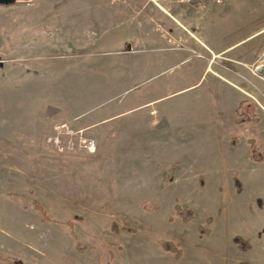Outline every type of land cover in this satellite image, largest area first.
Masks as SVG:
<instances>
[{
	"label": "rangeland",
	"instance_id": "obj_1",
	"mask_svg": "<svg viewBox=\"0 0 264 264\" xmlns=\"http://www.w3.org/2000/svg\"><path fill=\"white\" fill-rule=\"evenodd\" d=\"M141 3H0V264H236L244 255L233 236L250 238L256 250L263 243L264 162L252 161L247 142L264 151V74L256 69L264 0L206 5L219 14L212 43L230 49L173 45L133 56L122 52L126 42L145 31L118 22ZM158 57L166 61L153 67ZM240 102L250 118L237 122ZM219 103L220 113L203 111ZM99 118L113 138L98 141L85 126ZM203 119L220 124V134L193 143L174 136L178 125L190 130ZM58 122L84 129L96 152L57 151L46 137ZM172 125L173 142L148 138L169 141ZM176 204L193 219L183 222Z\"/></svg>",
	"mask_w": 264,
	"mask_h": 264
},
{
	"label": "crops",
	"instance_id": "obj_2",
	"mask_svg": "<svg viewBox=\"0 0 264 264\" xmlns=\"http://www.w3.org/2000/svg\"><path fill=\"white\" fill-rule=\"evenodd\" d=\"M122 1H131V0H122ZM145 1L146 3H141L140 4L141 7L138 8L137 10H133V9L131 10L132 14L130 16V19L129 18L124 19L118 22V24H123L129 27L137 25L138 28H142L145 31V34L141 36L143 37L141 41H137V40L127 41L125 45L126 50L122 52H125L127 54H132L133 56H135L136 54L142 53L143 50L152 49L154 51L158 50V52H161L164 50L168 51V49H171V46L173 45H177V46L182 45L181 48H183V47H187L188 45H193V44H196V45L200 44L206 47L209 51L219 52L225 49L226 50L230 49L231 46L233 45V44H228V45H225L224 48L220 49L219 45L214 46V44L212 43L213 39L210 36L211 32H209L210 30L209 27L213 26L215 20L217 21L219 19V14L212 12L213 9L207 8V6L199 7V8L185 6V5L178 4L174 2L173 0H145ZM209 3L210 2H208L207 4ZM124 5H128V3H125ZM116 10L117 11L115 12H117V14L118 12H121V10L119 9H116ZM122 11H124V9H122ZM146 39L147 41H145ZM161 55H164V54H161ZM184 60H186V55H181L180 61H184ZM164 61H166L165 57H158L156 60H152L149 62L154 67L157 64L158 66H160ZM203 63L205 67L204 70L208 69V73L210 72L213 75L214 73L212 72V67L210 66L209 62L204 61ZM150 72L152 71H149L147 73H150ZM149 75L153 76L154 74H149ZM213 76L219 81H221L222 83H224L225 86H227L225 81H223L222 79L218 78L215 75ZM144 78L143 76L140 77V79H144ZM229 95L231 96L233 95V97L237 96L235 95V92L233 91H230ZM239 101H241V97L239 98ZM222 102H225V101L222 100ZM221 106L222 104L219 103L217 108L216 106L215 107L213 106L212 108L207 107L203 111L206 112V111L212 110L216 112V109H217V111H219L218 113H220ZM257 118H258V115H257ZM104 119L105 118L92 119V120H88L84 122L85 126L87 128H90L91 131H93V134L97 136L98 141L100 140V137L102 138V141H106L108 139L113 138L112 128L110 129L109 127L108 128L103 127L99 123V121H103ZM203 121L204 122L201 126L199 125L190 126V130L188 129V123H186L187 125L185 124L178 125L179 129L177 130L174 136L179 137L177 140L181 143H193L192 140L202 141V139L206 136H209V137L211 135L218 136L220 134L221 132V128L219 126L220 124L218 125L215 123H211L207 119H203ZM237 124L238 126H240L239 124H242V123H236V125L234 124V126H237ZM173 126L177 128L176 125H172L171 128L168 130V134L170 137L169 141L154 140L156 136L151 135V134L149 136L148 134L145 136L135 135L134 138L138 141L147 140L149 138L153 140L152 143H163V142L171 143L173 142V140H171V137L173 136L171 129ZM147 136L148 138H146ZM105 137L106 139L104 140ZM247 143L249 144V142ZM249 151H250V144H249ZM250 157H251V154H250ZM252 161L255 163L264 162V160L255 161L253 159ZM233 177H237V176H233ZM233 185H234V178H233ZM208 217H212V216H208ZM205 222H206V219H205ZM212 222H213V217H212ZM212 222L210 223V225L212 224ZM235 237H240L249 244L248 249L241 250L238 247V245L234 242L237 247V250L244 255V257L240 256L241 260L237 258L236 264H239V263L264 264V237H263V243L261 242L259 243V250L255 249V244L253 243V240H251L250 238H245L240 235H235L232 238L233 241Z\"/></svg>",
	"mask_w": 264,
	"mask_h": 264
},
{
	"label": "built area",
	"instance_id": "obj_3",
	"mask_svg": "<svg viewBox=\"0 0 264 264\" xmlns=\"http://www.w3.org/2000/svg\"><path fill=\"white\" fill-rule=\"evenodd\" d=\"M178 4L190 7H205L210 1L212 4H218L221 0H173ZM50 143L59 152L72 151L78 147L86 150L88 153L96 152V142L92 137L84 135V129H74L67 123L58 122L53 125L52 133L46 137Z\"/></svg>",
	"mask_w": 264,
	"mask_h": 264
},
{
	"label": "trees",
	"instance_id": "obj_4",
	"mask_svg": "<svg viewBox=\"0 0 264 264\" xmlns=\"http://www.w3.org/2000/svg\"><path fill=\"white\" fill-rule=\"evenodd\" d=\"M242 104H243V102H240L238 105V108H237L238 114H241V116L238 117L237 122H240V121H243V120L250 118V117L246 118L245 114H243L244 108L242 109ZM248 142L250 144V154H251L252 159L255 161L264 160V153L259 151L258 147L256 146L254 139L249 138ZM234 186H235L236 192L240 193L242 190V183L238 179V177H234ZM37 207L39 208L40 206L37 204ZM175 211L180 216V218L182 219L183 222H189L190 220L193 219V216H194L193 211L191 208H189L187 206H182V205L176 204L175 205ZM211 222H212V217H207L206 223L210 224ZM199 231L203 232L206 230H204L203 226H200ZM234 242L238 245V247L241 250H246L249 248V244L240 237H235ZM162 248L166 251L174 252L176 255H179L181 252L179 247L177 246V244L170 242V241H164L162 243ZM3 258H4L3 255L0 254V260H2ZM10 263L11 264H25L23 261H21L17 258H12L10 260ZM239 264H242V263H239Z\"/></svg>",
	"mask_w": 264,
	"mask_h": 264
},
{
	"label": "water",
	"instance_id": "obj_5",
	"mask_svg": "<svg viewBox=\"0 0 264 264\" xmlns=\"http://www.w3.org/2000/svg\"><path fill=\"white\" fill-rule=\"evenodd\" d=\"M14 2H15V0H0V3H5V4H11V3H14ZM261 68L262 69L259 70V72H257V73L264 74V66L261 67Z\"/></svg>",
	"mask_w": 264,
	"mask_h": 264
},
{
	"label": "bare ground",
	"instance_id": "obj_6",
	"mask_svg": "<svg viewBox=\"0 0 264 264\" xmlns=\"http://www.w3.org/2000/svg\"><path fill=\"white\" fill-rule=\"evenodd\" d=\"M263 66H264V61H263V64L260 63V65H258V66L256 67L257 71L259 72V70H261V69H262L261 67H263ZM257 71H256V72H257Z\"/></svg>",
	"mask_w": 264,
	"mask_h": 264
}]
</instances>
